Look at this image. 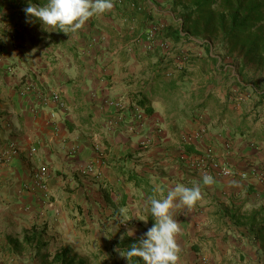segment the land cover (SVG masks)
<instances>
[{"label":"crops","instance_id":"0c3cea01","mask_svg":"<svg viewBox=\"0 0 264 264\" xmlns=\"http://www.w3.org/2000/svg\"><path fill=\"white\" fill-rule=\"evenodd\" d=\"M46 2L0 0V264H66L64 252L73 264H104L153 226L158 190L196 184L202 199L174 217L177 264H258L249 218H264V110L255 96L227 97L217 44L194 48L190 28L189 43L168 38L205 54L186 65L172 48L146 47V9L166 7L157 40L178 27L184 9L170 0H113L68 35L28 22L23 9Z\"/></svg>","mask_w":264,"mask_h":264},{"label":"clouds","instance_id":"9594fccd","mask_svg":"<svg viewBox=\"0 0 264 264\" xmlns=\"http://www.w3.org/2000/svg\"><path fill=\"white\" fill-rule=\"evenodd\" d=\"M113 0H47L43 5L29 3L23 9L28 22L39 20L44 30L58 31L65 34L76 33L86 22L96 15L111 11ZM213 178L203 175V184L211 185ZM162 198H149L150 215L154 224L139 239V243L130 245L126 253L121 254L128 262L132 257H138L143 264H177L180 246L177 237L181 233L180 223L174 218L176 210H191L202 199L198 184L192 187L176 185L163 196V190H158ZM147 222V218H138ZM127 236H133L134 229H128ZM123 239V237H121Z\"/></svg>","mask_w":264,"mask_h":264},{"label":"trees","instance_id":"16d2710c","mask_svg":"<svg viewBox=\"0 0 264 264\" xmlns=\"http://www.w3.org/2000/svg\"><path fill=\"white\" fill-rule=\"evenodd\" d=\"M170 2L171 7L181 6L184 9L181 25L177 28L167 25L160 36L169 37L175 42L188 35L182 34L183 31L188 32L187 28H190V33L196 34L197 28L202 27L203 31L206 30L212 35H220L221 41H225L231 49L242 52L246 59L264 62V0H170ZM139 104L142 105L143 102ZM151 110L152 108L145 107L146 113L149 114ZM185 148L187 152L192 151L189 145ZM256 215L258 212L249 218V231L252 237L259 241L264 251V218L257 221ZM65 255V252L62 253V261L73 264L74 259L66 260ZM54 258L58 260L59 255L54 254ZM129 262L143 264L138 257H132ZM77 264L83 262L79 260Z\"/></svg>","mask_w":264,"mask_h":264},{"label":"rangeland","instance_id":"374dc122","mask_svg":"<svg viewBox=\"0 0 264 264\" xmlns=\"http://www.w3.org/2000/svg\"><path fill=\"white\" fill-rule=\"evenodd\" d=\"M148 5V4H147ZM147 7V6H146ZM166 8V7H165ZM164 7H161V12H157V13H153L151 8H148L146 10L147 13L146 15L143 16V18L145 19V24H147L146 26L150 27L152 25H155L157 27V32L158 29L160 27H162L164 24V20L167 18L166 15L168 13H166V9ZM181 9V6H176V7H168V9L170 10H175V9ZM162 19L163 23L159 22V19ZM154 19L156 21H154ZM168 19V18H167ZM181 17L178 16V19L173 22L175 25L180 26L181 25ZM170 22V21H169ZM147 27V28H148ZM197 33L194 35V37L196 39H198L196 42L192 43L194 44V48H199L200 46H203L206 41H210L214 44H217L216 49L212 51V53L216 54L220 60L218 62L217 67L219 68L217 71L220 70H226L225 72H227V79L229 82V85L226 87V95L227 97L230 96V94L232 95V101L237 105V104H242L243 100L248 101V98L252 99L255 98L258 102V104L260 105L259 110H264V62L263 63H258L256 61L253 60H248L243 56V53L240 52L237 49H233V50H228L227 47L228 45L226 44L225 41H221L220 39V35L215 36L210 34L209 32H207L206 30L203 31L202 27H198L197 28ZM186 36H183L181 39H179L178 41H175V43L180 42L178 44H182V43H189L192 40H187L185 38ZM169 37H162L160 40H157V37H153L151 39V47L152 48L154 46V44H166L164 48H166L167 50H170L171 48L173 50H170L168 52H170V54L172 55L173 58H175L177 60L178 56H186V60L184 62H182V65H186L187 63H191L192 60H198V59H202L204 58V53L201 57L198 56H194L192 53L189 54V51H185L182 49V46H177V48H173L175 45H172L171 43H168ZM183 38H185V40H183ZM206 39V40H205ZM147 40V39H146ZM174 43V41H172ZM174 43V44H175ZM159 46V45H158ZM161 46V45H160ZM159 46V47H160ZM161 48V47H160ZM166 51V50H165ZM205 53L207 54V51H205ZM189 58V59H188ZM206 58V57H205ZM213 64L215 63V59L216 57H213ZM238 76L239 81H241L243 83L242 85V89H236V87L234 86L235 82L233 81L235 79V76ZM248 91L249 94H247V98L245 99V96L242 94L240 95L238 93V91L243 92V91ZM237 92V93H235ZM246 95V94H245ZM255 96V97H254ZM231 97V96H230ZM111 252V254L109 255V257L102 259L104 264H130V262H128L127 258L122 256L121 254H123L122 252H120L119 250L115 249L114 251H109ZM93 261V260H91ZM258 264H264V254L261 257H258Z\"/></svg>","mask_w":264,"mask_h":264},{"label":"built area","instance_id":"2783aa9c","mask_svg":"<svg viewBox=\"0 0 264 264\" xmlns=\"http://www.w3.org/2000/svg\"><path fill=\"white\" fill-rule=\"evenodd\" d=\"M156 32H157V27H156L155 25H152V26L148 27L146 47H148V48L151 47V44H152L151 39L155 36ZM160 45H161V47H163V46L165 47L166 44L160 43ZM164 47H163V48H164ZM186 58H187V57H186L185 55H184V56H178V57H177V62H179L180 64H182V62H184V61L186 60ZM50 97H51V99L55 100L59 105H61V102H60V100H59V98H58V95H57L56 93H52V94L50 95ZM116 105L119 106V103H116ZM147 141H148V140H143V141H141V142H140V145L143 146L144 144L147 143ZM32 150H33V148H31V151H32ZM230 172H231V171H229V170L224 171V173H230Z\"/></svg>","mask_w":264,"mask_h":264}]
</instances>
